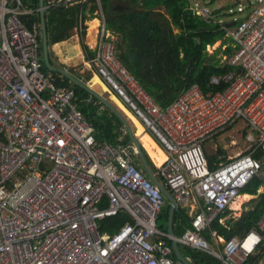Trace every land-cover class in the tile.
<instances>
[{"label":"built area","instance_id":"1","mask_svg":"<svg viewBox=\"0 0 264 264\" xmlns=\"http://www.w3.org/2000/svg\"><path fill=\"white\" fill-rule=\"evenodd\" d=\"M91 1L59 0L43 10ZM248 1L250 13L224 26L234 52L223 61L241 73L213 77V85L229 83L222 92L195 84L161 108L119 60L101 5L95 57L84 63L165 151L156 176L179 205L193 208V227L175 240L223 264H264V214L230 240L212 228L253 179L264 186V0ZM40 11L0 0V264H185L158 226L166 201L159 186L136 168L128 146L97 139L73 90L42 68V22L30 19ZM196 12L223 24L208 7ZM235 128L234 153L224 147L210 169L206 144ZM120 213L132 220L101 235L100 221Z\"/></svg>","mask_w":264,"mask_h":264},{"label":"trees","instance_id":"2","mask_svg":"<svg viewBox=\"0 0 264 264\" xmlns=\"http://www.w3.org/2000/svg\"><path fill=\"white\" fill-rule=\"evenodd\" d=\"M23 1L30 8L39 7L40 0ZM217 1L211 0L210 3L216 4ZM100 5L106 17L107 27L116 35V51L119 60L155 98L161 108L168 106L195 84H199L206 92H222L229 86V83L221 80L218 85H213L211 79L213 77L223 79L230 73L236 75L241 73V70L223 61L224 57H230L234 52L232 41L226 37L224 29L226 22L223 24L207 22L201 14L196 12L198 4L194 5L192 0H100ZM100 5L93 0L82 6L72 5L68 8L49 9L45 14L48 48L63 43L71 37L73 28L94 19L95 12L99 10ZM210 11L214 19L220 20L215 17L212 10ZM30 19L40 23L38 13L32 15ZM84 27L87 26L84 25ZM81 33L85 34V29ZM82 37L85 36H80L82 50L87 57H95V53L82 41ZM218 40H222V46H227L223 51V56H219L221 49L213 54H209L207 49L215 45ZM128 43L136 56L135 62H132L126 54ZM41 52L43 58L42 39ZM42 68L54 76L59 86L73 90V102L92 123L97 139L113 145L119 143L128 146L136 168L142 169L140 160L136 158L130 144L129 134L122 130L124 125L121 119L111 110L105 114H99V106L96 104L99 100L95 96L74 84L63 73L49 70L43 59ZM222 154H225V151L221 148L217 156L207 154L210 169L217 167L220 162L218 156ZM145 156L151 164L147 154ZM255 158H259V155H255ZM151 167L153 168L152 164ZM261 184L262 181L258 178L253 179L245 188L244 193L258 194ZM251 201L252 206L243 211L237 220H227L229 228L221 225L219 220L212 223V228H215L225 240L249 231L264 214V191ZM169 209L170 203L166 200L158 216V226L165 233L168 232ZM190 210V206L180 204L175 212L174 223L181 218L185 227H193L194 217L190 214ZM131 220L132 218L125 213L105 218L99 223V231L101 235H111L116 228ZM205 236L209 238V233L206 232ZM167 242L171 247L172 242L170 240ZM181 251L194 264H222L213 256L189 247L182 246ZM255 260L256 257L250 259L251 262Z\"/></svg>","mask_w":264,"mask_h":264},{"label":"rangeland","instance_id":"3","mask_svg":"<svg viewBox=\"0 0 264 264\" xmlns=\"http://www.w3.org/2000/svg\"><path fill=\"white\" fill-rule=\"evenodd\" d=\"M57 1L58 0H45L46 3H56ZM210 1L211 0H192L194 5L198 4V9H202L203 7L207 6L210 8V10H212V12L214 13L217 19H220L222 20V22H226V23L231 22L235 19H243L245 16H247L250 13V9H251L248 0H218L216 4H212L210 3ZM239 7H244V11H240ZM91 23L88 24L89 32H88V37H85V43L87 45L90 44L94 46L95 34L93 33L94 29L93 30L90 29ZM226 47L227 46H222V40H218L215 45L209 46L207 49L209 54H213L215 51L221 49L219 52V56H223V51ZM49 55H50L51 63L54 68L63 67L65 69H68V67L71 65H72L71 67L75 68V65L82 63V60H80L81 55H82V59H84V53H82V47L80 45V37L73 32V35L66 41H63V43H59L56 46L50 47ZM84 63H82L81 68L78 71L85 70V68L88 70L87 66H85ZM126 106H125V110H127L128 108ZM125 116L128 118V120L131 123L136 122L135 119L129 118L126 114ZM228 137L231 138L233 137L235 140L239 139V135L236 134L233 130H231L221 135V137L209 141L206 144L207 151L210 153H215L217 147L223 149L224 147H226L231 152L232 149L230 148L232 147L230 146V139ZM251 199L252 197L246 200L244 205H242L240 209H235L232 206L231 216H237V217L241 216L243 211L249 209L252 206V201H250Z\"/></svg>","mask_w":264,"mask_h":264},{"label":"crops","instance_id":"4","mask_svg":"<svg viewBox=\"0 0 264 264\" xmlns=\"http://www.w3.org/2000/svg\"><path fill=\"white\" fill-rule=\"evenodd\" d=\"M59 1V0H58ZM58 1L56 2V3H58ZM41 2H43V5H44V7H47L48 5H54L55 3H46L45 2V0H40L39 1V7L37 8L36 7V9H41ZM88 4V3H87ZM68 7H70V6H68ZM68 7H64V8H68ZM59 7H56V8H53V9H58ZM48 11V10H47ZM47 11H45V14L47 13ZM39 15H40V21L42 22V12L40 11V12H37ZM44 21H45V15H44ZM98 22V18H94V19H92L91 21H87L86 23H84V24H82L81 26L80 25H78V27L77 28H73L71 31H72V34H71V36L73 35V32L74 33H76L78 36L79 35H84L85 37H88V24L89 23H94V22ZM92 23L90 24V29H91V27H92ZM99 23V22H98ZM42 24H43V22H42ZM84 25H87V27L85 28L84 27ZM98 26V25H97ZM97 26L94 28V30H93V33L95 32V30H96V28H97ZM85 29V31H86V33L85 34H82L81 32H82V30H84ZM47 36H48V34H47ZM94 36V35H93ZM80 37V36H79ZM85 37H82V41H84V43H85ZM42 39H43V35H42ZM89 40V39H88ZM66 41V40H65ZM88 43H89V41H88ZM42 44H43V41H42ZM56 45H58V44H56ZM55 45V46H56ZM87 45V44H86ZM89 48H93L94 46L93 45H90V44H88L87 45ZM48 50H49V48H48ZM82 53H84V59H82V55H81V58H80V60H82V63H84V60H85V58H86V53L84 52V50H82ZM82 63H80V64H77V65H75V68L74 67H71V66H69L68 67V73H70L72 76H74L76 79H78L79 81H81V82H84V83H87L88 84V86L92 89V90H94L98 95H100L103 99H105L111 106H113L115 109H117L119 112H121L122 113V115L126 118V120H127V122L129 123V126H130V128L132 129V131H133V133L134 134H136V137L138 138V140L140 141V143L142 144V150H143V152H144V154L146 155L147 154V156L149 157V160L151 161V164H152V166H153V168L151 167V164L150 163H148L149 164V166H150V169L152 170V172H153V174H154V176H155V178L160 182V179H159V177L158 176H156V174H157V171H158V166H160L161 164H159L157 161H156V158H158L157 156V154H155V152H157L158 151V149L160 150V151H162V153L165 155V157H167V155H166V153H165V151L162 149V147L159 145V143L157 142V140L153 137V135L147 130V128L137 119V117L135 116V113L133 112V111H131L129 108H127V111H125V103L122 101V99L119 97V96H117L116 94H115V92L114 91H112V90H109V88L107 87V85L104 83V81L102 80V78L101 77H99V76H97V75H94L93 73H91L90 71H88L86 68H85V70H80V71H78L80 68H81V65H82ZM53 66V65H52ZM77 66V67H76ZM74 68V69H73ZM56 69H65V68H63V67H58V68H56ZM71 70V71H70ZM95 79H99V80H97L96 82H95V84H94V80ZM91 94V93H90ZM92 95V94H91ZM98 99V98H97ZM99 100V99H98ZM96 104H98V113L99 114H105V112H109L111 109L109 108V106L107 105V104H105V103H103L101 100H99V102H97ZM125 105V106H124ZM126 107H128V106H126ZM112 111V110H111ZM129 117V118H132V119H135L136 120V122L135 123H131L129 120H128V118L125 116V114ZM128 113H130V115L128 114ZM124 125V124H123ZM125 126V125H124ZM126 127V126H125ZM236 134H238V129L237 128H235L234 130H233ZM140 135H141V137H140ZM239 135V138H241V133L240 134H238ZM150 137V139L157 145V150H155V149H151L150 148V145H149V143H148V140H147V138H149ZM142 138V139H141ZM131 146H132V144H131ZM133 147V146H132ZM133 149H134V147H133ZM219 149H220V147H217V149H216V152L215 153H210V152H208L207 151V149H206V152H207V154L208 155H216L217 156V153L219 152ZM223 151H227L226 149L224 150L223 148H221ZM231 152L232 153H234V149H233V151L231 150ZM230 152V153H231ZM152 154H154L155 155V157L156 158H154L153 156L154 155H152ZM137 156V155H136ZM220 156V155H219ZM146 157V156H145ZM137 159H139V157H136ZM140 160V159H139ZM147 160V159H146ZM153 160V161H152ZM148 162V161H147ZM140 165H141V167H142V169H140V170H142L144 173H145V175L149 178V176L146 174V172H145V170H144V167H143V165H142V162L140 161ZM156 171V172H155ZM150 179V178H149ZM151 180V179H150ZM264 191V186H262V184H261V186H260V188L258 189V194L259 193H262ZM247 194V193H246ZM258 194H256V195H252V194H250L251 196H252V199L253 198H257L258 197ZM251 199V200H252ZM250 200V201H251ZM245 202V201H244ZM189 205V204H188ZM190 206V205H189ZM193 209V208H192ZM191 209V210H192ZM175 212H177V211H175ZM197 212V211H196ZM190 214L192 215L193 213H192V211H190ZM174 221H175V216H174ZM119 228V227H118ZM118 228H116V230H115V232L118 230ZM192 228V227H191ZM173 230H174V233L175 234H177V236H179V237H182L188 230H190V228H187V227H185V225L183 224V221H182V219L181 218H179L178 220H177V223H174V225H173ZM114 232V233H115ZM172 242V241H171ZM172 246V245H171ZM182 246H184V245H181L180 244V247H182ZM184 247H186V246H184ZM190 249H193V250H195L194 248H190ZM185 257V256H184ZM188 260H190L191 261V259H189V258H187ZM192 262V261H191ZM193 263V262H192ZM194 264V263H193Z\"/></svg>","mask_w":264,"mask_h":264},{"label":"water","instance_id":"5","mask_svg":"<svg viewBox=\"0 0 264 264\" xmlns=\"http://www.w3.org/2000/svg\"><path fill=\"white\" fill-rule=\"evenodd\" d=\"M41 9H42L41 15H42V22H43V24H42V33H43L42 41H43V56H44L43 61L46 65V67L49 70L59 71V72L63 73L64 75H66L68 77V79L70 81H72L74 84H77L81 88H84L89 93H91L93 96H95L96 98L101 100L103 103L107 104L109 106V108L121 119L122 123L126 126L125 128L127 130V133L129 134L130 144H132V146L134 147V152L137 155V157H139L140 161L142 162V165L144 167L146 174L149 176V178L151 179V181L153 183H155L156 185L159 186V188L161 189V191L165 195L166 200H168L170 203L169 218H168V234L172 238L171 248L174 252V256H175V258L183 261L185 264H193L190 260H188L187 258L184 257V255L181 251L180 244L178 243L177 240H175V233L173 230V225H174L175 211H177L178 204H179L178 200L175 199L174 196L169 192V190L161 182H159L155 178V176H154L152 170L150 169V166L146 160L145 154L142 150V144L140 143V141L136 137V134L133 133L132 129L129 126V123L127 122L126 118L122 115V113L119 112L117 109H115L113 106H111L105 99H103L100 95H98L94 90H92L88 86L87 83L79 81L78 79H76L74 76H72L70 73H68L67 71H65L63 69H56L52 66V64L50 62V58H49L48 36H47V28H46L45 21H44L45 10H43L44 9L43 2H41ZM226 24L232 26L235 24V21L233 20L231 22H227ZM126 54L131 59L132 62H135L136 56L133 54L129 43L126 45ZM223 245L224 244H222V246Z\"/></svg>","mask_w":264,"mask_h":264},{"label":"bare ground","instance_id":"6","mask_svg":"<svg viewBox=\"0 0 264 264\" xmlns=\"http://www.w3.org/2000/svg\"><path fill=\"white\" fill-rule=\"evenodd\" d=\"M97 25H98V22H94V23H92L91 30H93ZM97 80H99V79H95V80H94V84H95V82H96ZM136 123H137V122H136ZM140 137H141V135H140ZM141 139H142V138H141ZM147 140H148V143H149V145H150V148H151L152 150H153V149L157 150V145H156V144L150 139V137L147 138ZM155 154L158 155V156H157L158 158H156L154 154H152V155H154L153 157L156 158V161H157L159 164H162V163L166 160L165 155H164V154L162 153V151H160L159 149H158L157 152H155ZM152 161H153V160H152ZM251 197H252V196H251L250 194H241V195L238 196V197L236 198V200L232 203L233 208H235V209H240L241 206H242V204L244 203V201L248 200V199L251 198Z\"/></svg>","mask_w":264,"mask_h":264},{"label":"clouds","instance_id":"7","mask_svg":"<svg viewBox=\"0 0 264 264\" xmlns=\"http://www.w3.org/2000/svg\"><path fill=\"white\" fill-rule=\"evenodd\" d=\"M45 8V7H44ZM97 17H95V19H96ZM87 26V25H86ZM113 33V32H112ZM113 35L115 36V44H116V35L113 33ZM49 58H50V56H49ZM65 71H67L68 72V70L67 69H64ZM125 127V126H124ZM126 132H127V130H126ZM133 148V147H132ZM134 150V149H133ZM243 194H245V193H243ZM248 194V193H247ZM166 198V197H165ZM245 203V202H244ZM244 203L242 204V205H244ZM178 206H179V204H178ZM232 208H230V209H228L225 213H223V214H221L220 215V217H223V216H225L227 213L229 214L228 216H227V218H225V221H224V224L223 223H220V221H219V223L221 224V225H224L225 227H228L229 225H228V223H227V220L228 219H233V220H237L239 217H237V216H231V212H232V210H231ZM243 213V212H242ZM242 215V214H241ZM236 217V218H235ZM216 220H219V218H217ZM124 224V223H123ZM122 224V225H123ZM122 225L118 228V230L116 231V232H118L119 230H120V228L122 227ZM229 228V227H228ZM252 228V227H251ZM251 228H250V230H251ZM249 230V231H250ZM249 231H247V232H244V233H242V234H240V235H237V236H235V237H241V236H243L244 234H247ZM115 232V233H116ZM168 233V232H167ZM175 236H177V235H175ZM218 236H220L219 234H218ZM220 237H222V236H220ZM207 238V237H206ZM223 238V237H222ZM234 238V237H233ZM180 244V243H179ZM222 244H224V243H222ZM225 245V244H224ZM223 245V246H224ZM198 251V250H197ZM202 252V251H201ZM205 253V252H204ZM207 254V253H206ZM173 256H174V252H173ZM186 258V257H185ZM215 258V257H214ZM175 259V258H174ZM217 259V258H216ZM175 260H177V259H175ZM179 260V259H178ZM181 261V260H180ZM220 261V260H219ZM183 262V261H182ZM222 263V262H221ZM223 264V263H222Z\"/></svg>","mask_w":264,"mask_h":264},{"label":"flooded vegetation","instance_id":"8","mask_svg":"<svg viewBox=\"0 0 264 264\" xmlns=\"http://www.w3.org/2000/svg\"><path fill=\"white\" fill-rule=\"evenodd\" d=\"M86 44V43H85Z\"/></svg>","mask_w":264,"mask_h":264}]
</instances>
